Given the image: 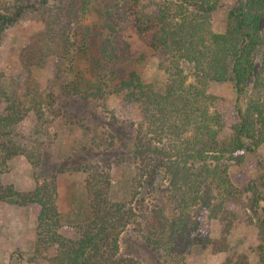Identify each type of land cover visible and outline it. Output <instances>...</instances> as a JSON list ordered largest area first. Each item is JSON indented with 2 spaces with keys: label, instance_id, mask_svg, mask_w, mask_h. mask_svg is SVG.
<instances>
[{
  "label": "trees",
  "instance_id": "obj_1",
  "mask_svg": "<svg viewBox=\"0 0 264 264\" xmlns=\"http://www.w3.org/2000/svg\"><path fill=\"white\" fill-rule=\"evenodd\" d=\"M14 1L13 6L3 4L0 34L28 10L40 13L43 27L40 37L21 51L20 61L25 69L31 72L34 65L51 62L57 79L67 73L73 75L72 79L63 78L61 86L66 96L81 94L103 102L119 96L125 102L138 103L144 122L154 127L147 148L179 158L177 163L173 159L170 163L165 158L155 159L151 171L145 167L151 179L165 168L172 184L181 178L186 184L192 182L185 206L196 205L199 213H208L210 218H218L221 212L226 214L223 202L234 193L228 167L222 160L227 155L231 159L242 150L257 152L264 144V100L249 97L244 107L240 105L256 73V56L264 45V0H237L228 12L224 33L210 27L211 15L220 0H111L102 6L98 20L86 23L88 0H61L57 5L48 4V0ZM158 55L166 56L172 66L167 68L169 78L163 90H156L146 81L139 67ZM183 62L193 64L196 84L188 82L189 76L180 65ZM82 63L86 66L82 67ZM205 78L231 81L236 91V121L228 125L232 133L225 142L220 140L226 126L221 110L223 100L201 86ZM35 81L30 74L22 97L1 92L7 104L0 115V201L39 206L35 252L55 246L53 264H138L120 253V237L133 222L135 211L127 203L110 198L109 172L91 165L84 167L88 175L87 202L77 211L80 220L71 224L75 236L62 233L57 174L46 173V167H42L40 147L27 149L17 140L22 138L24 119L35 112L31 119L35 127L42 97L53 96L34 90ZM28 97L30 100L25 101ZM173 128L181 136L190 129L195 132L193 137H183L182 142L163 143L164 133L173 136L169 134ZM19 154L25 155L35 170V186L28 191L1 181L9 160ZM190 159L199 167L189 163ZM249 189L255 194L251 208L262 233L260 249L264 262L263 178ZM202 214L195 219L196 227L205 224ZM226 219L229 221L230 216L226 215ZM230 227L226 225L223 233L228 234ZM145 239L156 243L153 236L145 235Z\"/></svg>",
  "mask_w": 264,
  "mask_h": 264
},
{
  "label": "rangeland",
  "instance_id": "obj_2",
  "mask_svg": "<svg viewBox=\"0 0 264 264\" xmlns=\"http://www.w3.org/2000/svg\"><path fill=\"white\" fill-rule=\"evenodd\" d=\"M88 1L90 10L87 9L84 16L85 23L98 20L102 6L111 0ZM60 2L48 0L50 5ZM5 3L13 6L15 1L0 0V12ZM236 3L237 0H220L210 20L214 32L226 31L228 12ZM39 14L28 10L18 22L8 25L0 34V115L7 104L1 92L22 97L30 74L36 80L34 90L53 94L49 98L42 97L37 114L40 119L35 127L34 120H31L33 115L36 116L35 112L24 119L20 131L22 138L17 140L27 149L40 147L42 167H46V173L57 174L62 233L75 236V228L71 224L80 220L77 211L87 202L88 175L84 167L91 165L98 171L109 172L112 182L110 198L134 208L133 222L120 237L122 256L138 264H264L260 249L262 233L257 214L251 208L255 194L249 189L255 181L264 180V144L257 152L242 150L233 158L227 155L222 160L228 167L234 193L223 202L226 214L221 212L218 218H210L208 213H199L196 205L185 206V198L190 197L188 188L191 181L186 184L181 178L172 184L171 174L165 168L158 170L153 179L147 172L151 171L150 166L154 165L155 159L165 158L167 163L173 159L177 163L179 158L147 148L154 127L144 122L138 103L125 102L119 96H112L106 102L81 94L66 96L62 92L63 78L72 79L73 75L67 73L62 79H57L51 62L43 66L34 65L31 72L25 69L20 61L21 51L40 37L43 27ZM263 59L264 45L256 56L255 76L241 98L242 107L249 97L258 96L264 100ZM180 65L189 76L188 82L196 84L193 64L183 62ZM139 67L143 78L156 90L164 89L169 78L167 68L172 67L166 56L158 55ZM86 75L89 78L90 74ZM204 82L201 86L207 93L223 100L221 110L226 126L221 131L220 140L225 142L232 133L228 125L236 121L235 88L231 81L205 78ZM28 100L30 97L25 98ZM194 132L195 129H190L181 136L176 135L173 128L169 132L173 136H169L167 131L164 133L163 143L182 142L183 137H193ZM159 146L162 147V143ZM188 162L194 161L190 159ZM194 166L199 167V163L194 162ZM145 167H148L147 171ZM1 181L20 191H28L35 186V170L25 155L19 154L9 160ZM261 204L264 206V201ZM38 213L36 204L17 206L0 201V264H53L55 246L42 253L35 252ZM201 214L205 224L203 222L196 227L195 219ZM226 215L230 216L229 221ZM226 225L231 226L228 234L223 233ZM145 235L153 236L156 243H150Z\"/></svg>",
  "mask_w": 264,
  "mask_h": 264
}]
</instances>
